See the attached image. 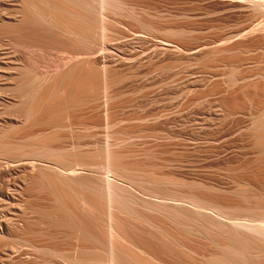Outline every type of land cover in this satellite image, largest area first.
<instances>
[{"label":"bare ground","instance_id":"bare-ground-1","mask_svg":"<svg viewBox=\"0 0 264 264\" xmlns=\"http://www.w3.org/2000/svg\"><path fill=\"white\" fill-rule=\"evenodd\" d=\"M230 1L247 11L245 21L230 37L247 39L257 34L255 45L264 52V21L260 19L261 21L256 22L258 16H264V0ZM6 3L7 13L0 19V31L11 34L2 53L8 79L5 87L9 94L8 103L12 107L17 102L14 97L30 98L29 102L15 109L18 114L21 112L23 118L22 115H17L22 119L20 124L17 122V125H12V130L33 129L34 126L37 128L38 117L42 122L47 121V125L69 127L72 123L67 116L72 107L100 100L107 95L108 99L115 94L117 96L118 92L109 94L110 89L113 85L117 86V83L118 87L122 88L120 83L123 84L121 81L125 78V73H116L120 67H116L114 71L110 69V65H101L94 54L101 51L99 54L105 53L108 59L131 66L140 61L143 55L133 48L125 54L119 49L123 44L121 42L127 38L142 39L145 37L144 33L151 34L155 31L151 24L144 22L145 24L141 25L144 29L140 32H131L132 29H128L132 34L128 35L129 32H126L127 28L121 21H115L121 11H126L124 14L127 15L132 9V6L125 7V0H8ZM40 11L46 13L40 15ZM61 12L63 13L60 14ZM110 12L115 19L110 18ZM133 14L136 17L134 8L130 15L134 17ZM56 28L62 29L63 35H75L76 39L72 37V42L70 38H66L67 35L63 37L70 41L69 43L67 40V44L74 42V45L77 43L76 46L80 48L83 45L81 52L75 49L82 56L74 55L75 57L69 58L66 66L60 65L54 73L43 74L37 79L40 74L37 73V68L25 71L26 66H23L22 62L27 56L24 51L37 52V45L41 46V43L37 42H50L52 45L57 39L56 36L53 37L58 34ZM53 29L56 30L54 35L49 32ZM111 32L112 36L115 33L116 38L112 37L115 38L114 41L110 39ZM133 40L131 41L134 42ZM160 40L161 44L164 40ZM112 41L117 45L118 42L121 43L117 54L113 51L115 44ZM223 41L219 43L221 46ZM109 42L114 45H108ZM90 46L94 47V51H90ZM246 46L242 49L246 48L245 52L249 48ZM161 47L166 49L162 44ZM154 48V52L160 50ZM148 52L146 53L149 54ZM113 54H116V58ZM255 62L254 69L243 75L236 69L229 78L232 86L243 81L240 88L244 91L247 104L245 103L243 111L230 110L226 111V114L232 118L240 116L244 123L229 126L231 128L227 132L225 128L226 134H223L224 131L220 132L222 136L219 134L220 137L214 138L212 143L219 145V148L213 149L216 155L229 140L238 138L241 142L239 151L248 158L251 157L250 163L254 164L253 166L264 168V65L263 60ZM26 83L31 86L29 90L24 89ZM255 97L258 98L257 101ZM57 102L62 104L60 106L63 108V115L61 114L60 119H51L56 109L59 113L61 108H57ZM125 105L130 106L127 103ZM56 114L53 118H56ZM224 114L223 116H226ZM43 115L50 116V119L46 120V117L44 121ZM231 117L229 118L232 119ZM16 120H19L18 117ZM65 120L69 121L68 124L63 122ZM60 122L62 124H58ZM125 134L121 142L119 141L121 145L111 144L114 147L117 145L116 150L107 145L94 153L82 152L80 149L67 152L64 148L60 150L53 145L40 143V146L36 147V139L35 146L26 149L25 144L13 141L15 135L12 134V140L0 141V249L4 247L1 249L3 258L0 264H264V183L263 179H256L262 176L255 179L244 177L245 180L233 177L230 187L205 178L188 177L183 171L191 170L193 165L183 164L181 155L176 156L178 152H175L176 155L172 159H164L159 165L146 167L133 161L137 158L130 155L131 153H125L129 150L126 147L134 143L132 136ZM209 135L208 133L207 137ZM31 137L37 138V134ZM33 143L30 142L28 148L33 146ZM131 146L128 148L133 152ZM93 165L97 169L95 172L103 173V176L91 173ZM250 166L247 163L244 167ZM244 167L241 169L248 171ZM253 171L256 174L255 170ZM37 202L42 204L37 205ZM69 238L76 241L73 249L71 248L73 252L69 251L73 254L63 253L60 249L61 244L66 243L63 241H69Z\"/></svg>","mask_w":264,"mask_h":264},{"label":"rangeland","instance_id":"rangeland-1","mask_svg":"<svg viewBox=\"0 0 264 264\" xmlns=\"http://www.w3.org/2000/svg\"><path fill=\"white\" fill-rule=\"evenodd\" d=\"M6 2H8V0H0V19L4 18L7 13L8 3ZM125 4H127L125 7L132 6V9H130V11L132 10V12L128 11L127 15H125L126 11H121L120 15H117V18L110 12V14H112V17L110 18H116L115 21L117 20V22L119 23L121 21V24H123L127 28L126 32H129V36L132 35L130 31L140 32L141 29H144L141 26L144 22L151 24L152 27H154V30L157 31L156 33L155 31L151 32V34L144 33L145 37L142 39L133 40L127 38L123 42H121L123 43L121 46V43L119 44L118 42L117 45V43L113 42V39H115L116 37L115 33L112 36L113 32H111L110 39L113 40L112 42L115 44H113L115 46V49L113 51H116V54L118 46H120L119 49L121 48V51H123L125 54H128L129 50L132 48L137 52L140 51L139 53L143 55V58H141L140 61L129 66V64L120 62L117 63L116 60L111 58H109V61V59L107 58L108 56H105V53L99 54V52L101 51H99L97 54L95 53L94 55H96V60L99 63L101 62V65L102 63L110 65L112 66V68H110L112 70L120 67L119 71L116 70V73H125L124 75L126 76H124L125 78L122 79L123 81H121L123 82V84L120 83V85H122V88L120 85V87H118L119 83H117V86L113 85V88L111 87L110 89V93L108 92L109 94L118 92L117 96H115L116 94H112L113 96L111 95L112 97H109L108 99L107 95L103 96L105 98L100 99L101 101L97 100V102L95 100L91 102H85L86 104L83 103L77 106L78 108L76 106L72 107L67 116L70 118V122L72 123V126L69 127L62 126L61 128L58 127L60 125H57L55 127L52 126V124L47 125V121H45V119L46 117V120L50 119V116L48 117L47 115L45 117L43 115L44 117L42 116V119L45 118V122L40 121L41 119L38 117L37 128L36 126H34L35 128L32 127L33 129H22L20 126H15V128L20 127L21 130L19 128H14L15 130H12L14 124L16 123L15 125H17V122L18 124H20V119L23 118V115L20 114L21 112L18 110V114L15 109L18 106L29 102L30 98L28 99L14 97L15 102H17L15 103L16 105L12 107L8 103L9 94L5 88L8 79L6 70L4 68L5 62L2 53H4L3 51L5 49L6 40L11 34L0 31V141H9L8 139H11L10 135L12 134L13 136L15 135L13 137V141H17L16 143L25 144L26 149L34 147V139H36V147H39L40 144H48V146L53 145L60 150H63L64 148V150L67 152H70L71 149L72 151L74 149H78L79 151L80 149L82 152L84 151L86 153H94L99 151V149L103 146L107 147V145L108 147H112L115 149L117 145H115L114 147V145L111 146V144H120V140H122L124 137L123 134L127 133L132 136V139H134V143L137 142L138 144L133 143L134 145L131 144L132 146H123L129 150L130 148L128 147L131 146L133 148H131L133 152L128 150L125 151V153H131L130 155H133L137 158L133 161L144 164L146 167L159 165L163 162L164 159H172L176 155L175 152H178L176 156L181 155L180 158L182 159L183 164L189 165V163H192V169H198H196L195 171L192 169V171L184 169L183 172L188 177L205 178L208 180L216 181L218 184L220 183L226 187L231 186V180L234 179L233 177L245 180L249 179L248 177L255 179L256 177L262 176L261 178L256 179H263L262 181L264 183V168H259V166L256 165L253 166L254 164L250 163L251 157L248 158V156L239 151L241 142L238 138H234L233 140L231 139V141L229 140L226 143L228 145L224 144L222 147L223 150H221L222 148H220V151L218 152L219 154L216 155L213 149L216 150L217 148H219V145H215V143H212V140L216 137H220L219 134H221L223 131V134H226L227 130H229L231 127L236 126V124L241 125L244 123V119L242 117L236 116L232 118L231 116L227 115L228 113L226 114V111L229 112L230 110L243 111L245 109V105L247 104V99H245V94L243 93L244 91L240 88L243 85L241 84L243 81L240 83L238 82L239 84L237 83L236 86L234 84V86H232V82H230L231 79H229L232 76L231 73L233 74L234 70L237 69V72L243 75L256 67V65L254 64H256L255 61L257 60H259L260 62H262L263 60L262 63L264 65V52L261 49H258V47L255 45V36H258L257 34L247 37V39H242L239 36H234V38L230 37L234 31L240 28L243 21H245V13L247 11L245 12L244 10L246 9L243 8V10L241 6L230 0H125ZM133 8L134 12H136L137 19H134L136 18L135 14H133L134 17L130 15V13H133ZM40 12V15L46 13L44 11ZM53 13L57 14V12ZM62 13L63 12H61L60 14ZM122 13L125 14L123 15ZM121 15L123 18L121 17ZM258 17L256 18V22L261 20L264 21V16ZM54 29L52 30L53 32H49L50 34H53L54 32L56 33L57 30L58 34H53V37L56 36L57 38H55L56 41L53 42L54 44L52 43V45L50 44V42H37V44L41 43V46H39V44L37 45V52L34 51L37 57L36 55H34L35 53L32 52L33 50H30L31 52H27L28 50L24 51V54L27 56V58H25L26 60L22 62V64L24 63L23 66H26L25 71L26 69L31 68L36 70L37 68V73H40L39 75H37V79H39L43 74L46 75L48 73L49 75L54 73L57 68H60V65L66 66V63H68L71 58L75 56H82V54L80 55V53L77 52L79 50L80 52L82 51L81 48L83 47V45H81L82 47L80 48L77 47V43V46L76 44L74 45V42L72 43L73 45L69 44L70 41L72 42V40H74L75 35H70L69 37V34L67 33L66 37L65 34L63 35L62 29ZM128 29L132 30L129 31ZM169 30L170 32H168ZM49 32L48 34H45L49 36ZM177 33L179 35H177ZM38 34L39 33L37 32V36ZM63 36L66 38H70V41L67 39L70 46L66 43L67 40L64 39ZM62 37L63 40L61 39ZM128 40L130 41V43H124L129 42ZM131 40H133L134 42H132ZM159 40H164L161 42V44L163 47H166V49H162ZM223 40L226 41L224 42ZM222 41L224 44L222 43L221 46V44L219 43H221ZM168 43L171 45H168ZM239 43L243 46L240 47L241 45ZM216 44L219 45L217 46ZM108 45L113 46L111 43ZM155 45H158V48L161 47V51L158 50ZM236 45L240 46L238 47ZM244 45H247L249 47L247 48L248 51L246 52V48L242 50L244 48ZM154 46L158 50L157 52H154L156 50L152 49L154 48ZM91 47L92 46L89 47L90 51H94V47ZM75 49H78V51H75ZM151 49L153 51H151ZM87 51H89V49ZM143 51H149L150 53L148 52L149 54H147L145 52L144 54ZM230 51L233 52L231 53ZM116 54H113L114 58H116ZM160 66H163V70ZM16 72L13 73V76H15ZM27 76H25L24 78L27 79ZM158 85L162 86L158 87ZM29 88H31V86L26 83L24 89L29 90ZM119 88H121V92L119 91ZM256 97L255 99L257 101L258 98ZM59 101H61V99H59ZM59 103L57 102V108H60V105H62ZM126 103L130 106L128 105L129 107H127V105H125ZM123 106H126L127 108ZM178 107H180V109H178ZM62 109V107L59 109V113L56 109L55 112L58 114L55 113L56 118H53V115H55L53 114L51 116V119H60V117L63 115ZM224 113L226 114V116H223ZM17 115H22V118ZM219 115L222 117H219ZM227 116L228 118L231 117L232 119L226 118ZM17 117L19 120H16ZM39 121L40 123H42L40 124ZM65 121L63 122L68 124L69 121ZM58 124H62V122ZM229 126L231 127L229 128ZM214 127H218L217 130ZM225 128H227L226 132ZM208 133L210 134L209 137H207ZM33 134H37V138L31 137ZM56 134L58 135V138ZM166 135L170 137H167ZM212 135L215 136L212 137ZM210 136L212 137V139ZM234 140L236 143L234 142ZM198 141L200 142L198 143ZM30 142H34V145L29 146L28 148L27 145H30ZM208 142L212 144L210 145V143ZM195 143L197 144V146H195ZM234 144H236V146ZM163 146L166 147L164 148ZM126 148L125 150H127ZM206 150L210 151L207 152ZM171 152L173 156L171 155ZM210 153L212 156L210 155ZM222 155L225 156L223 157ZM220 156L221 158H219ZM244 157L246 159H244ZM132 158L133 157L130 158V161H132ZM211 158L213 161L211 160ZM242 160H245L247 162H244ZM241 162L244 163L242 164ZM238 163H241V165ZM247 163H249V166L252 164V166L247 167L249 169L244 167ZM208 165L213 167H207ZM94 167L95 166L93 165V169L91 168L93 171L89 169L91 173L95 176H103V173H96L95 170L97 169ZM243 167L248 171L244 172L245 170L241 169ZM256 167H258V169ZM212 168H217V170L213 169L211 171ZM207 169H209L210 171H207ZM239 169L243 172L239 171ZM250 169L252 171H250ZM223 170L229 172H223ZM253 170H255L256 174H254ZM231 171H234V173ZM248 174H251V176ZM244 177L245 179H243ZM40 204L42 203L37 202V205ZM63 242H61L63 244H61L60 248L63 253L66 252V254H73L71 252H73L72 249L75 246L74 244H76V241L74 242V239L71 240L69 238V241L66 239V241ZM3 248L4 247H1V249ZM1 249L0 260H2L3 258V250Z\"/></svg>","mask_w":264,"mask_h":264}]
</instances>
